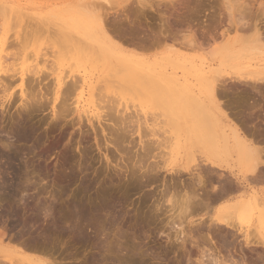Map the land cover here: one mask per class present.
Here are the masks:
<instances>
[{
  "label": "bare ground",
  "instance_id": "obj_1",
  "mask_svg": "<svg viewBox=\"0 0 264 264\" xmlns=\"http://www.w3.org/2000/svg\"><path fill=\"white\" fill-rule=\"evenodd\" d=\"M203 1L59 2L55 10L38 15L55 18L62 24L66 17L72 22L70 27H65L70 32L58 35L62 43H56L61 40L56 37L58 40L55 39L54 51H51L53 60L45 58L49 65L28 62L39 56V49L23 45L28 39L24 38L22 44L20 41L22 46L15 43L11 49L14 41L8 46L11 37L7 41L9 33H2L9 17L3 21L4 25L0 26L3 28L0 29V109L2 113L8 112L19 102L27 117L10 118L7 140L10 137L16 143L0 138V159L6 161L0 168V190L5 195H2L5 198L0 195V218L3 219L0 222V264H68L66 257L71 252L66 254L68 245L65 243L76 247L75 252L80 249L92 252L89 257L81 255L83 259L88 258L83 262L79 260L80 264H144V257L158 263L167 261L170 255L173 258L168 259V264H264V0ZM11 8L0 0V17H7V13L13 11ZM151 15L160 19L157 25L150 24ZM20 17L16 18L18 22ZM202 17L205 23H200ZM55 24L57 28L61 26ZM182 29L189 32L187 38L181 39ZM40 35L36 33L33 44L40 41ZM32 39L35 40L33 36ZM184 40L191 48L205 42L217 45L199 67L187 62V65L180 64L178 52L173 53V48L172 54L161 60L157 55L137 53L150 52L167 42L182 45ZM30 65L36 70L32 78L23 70ZM175 66L187 74L193 72L196 80L190 81L185 73L178 74ZM47 68L50 71L47 76L53 79L39 80ZM131 95L136 97L133 102L154 103L157 111L155 107L149 111L142 109L138 115V112H129L127 107L123 109L122 104L130 100L126 96ZM47 107L51 114L50 127L44 132L45 136H41L46 137L56 129L62 133L77 129V143L92 141L106 168L118 169L119 174L131 182L137 181L143 188L152 185L161 188L146 194V199H151L152 203L146 212L142 210L144 214H140L141 201L140 210L132 211L133 222L129 219L138 230L146 227L153 237L157 236L152 239L151 249H147L150 253H143L142 246H138L134 248L135 253L131 249L133 254L125 249L132 254H125L128 257L114 255L117 247L112 250L114 256L109 254L110 239L104 237L109 231L106 234L103 226H112L117 218L111 214L104 189L102 195H97L100 200L94 202L95 205L79 203L82 198L78 204L74 203L76 198L73 203L71 199L63 203V199L62 203L53 204L56 196L45 189L48 184L40 178L34 164L18 162L19 155L24 153L22 142L24 145L33 139L41 142L39 129L29 120L28 111H45ZM91 107H98L97 112ZM148 119L152 120L151 124ZM161 125L164 127L160 128ZM158 131L163 134L167 131L173 138L165 135L167 138L161 139L156 135ZM174 131L179 136H175ZM134 137L138 138L141 154L132 150L137 143ZM173 140L183 142V155L175 168L167 169L163 166L170 154H165L164 150L168 151L175 144ZM72 155L68 158H73ZM75 179L76 173H71L70 169L67 175L57 176L59 182L69 184ZM31 190L36 191V197L27 201L25 192ZM40 191L46 193L50 203L39 197ZM30 202L35 210L28 214ZM141 235L137 237L142 238ZM159 236H164L165 241L159 242ZM137 237L135 239L140 241ZM63 243L65 252L58 250V244ZM113 243L112 246H117ZM81 256L78 255L80 259Z\"/></svg>",
  "mask_w": 264,
  "mask_h": 264
},
{
  "label": "rangeland",
  "instance_id": "obj_2",
  "mask_svg": "<svg viewBox=\"0 0 264 264\" xmlns=\"http://www.w3.org/2000/svg\"><path fill=\"white\" fill-rule=\"evenodd\" d=\"M2 1H5L6 2V4H8L9 6H11V7H13V8H11L13 11H10V12H6L8 15H7V17H6V15H4V16H2V18L0 17V26L2 27L3 25H2V23H3V21L5 22L6 21V19L9 17V19H8V21H11V23L10 22H8L7 21V23H9V25H7V23L5 24V26L7 27H5V26H3L4 27V29H3V34H7V33H9V34H7L6 35V40L8 41V37L10 38L9 40L10 41H8V46L10 45L11 46V44H12V42H13V44L12 45H14V46H11L10 48L12 49V48H14L15 47V45L16 44H18L19 46L24 42V38L27 40V41H25L26 43L27 42H29V43H25L24 42V44L23 45H28V46H25V47H28L29 49H34V48H37V49H39V56H38V59L37 60H32L31 58L29 59V61L28 62H41V63H39V64H44V63H46L47 65H49L50 64V62H47L48 60H53L52 59V53H51V51H54L53 50V47L55 46V41L56 40H58V39H61V38H58V35H59V33H61V32H63V33H66V32H70V31H68V30H66V25H67V27H70L71 25H72V22H69V20H71V19H69V18H67L66 17V19H65V23L64 24H62L60 21H57L55 18L53 19V20H51V19H46V18H44L43 16H41V17H43V19H41V17H38V15H39V13H40V15L41 14H44V13H47L48 11H51V10H55V6L57 5V3H59V2H61V3H66V2H69V1H74V0H2ZM85 1H88V0H85ZM203 1V0H202ZM205 1H207V0H205ZM221 1V0H220ZM204 2V1H203ZM17 9V10H16ZM49 9V10H48ZM17 11V12H16ZM14 12H16V13H14ZM35 12H37V13H35ZM5 13V14H6ZM13 15L14 16V20H13V16H10V15ZM31 14L33 15V16H31ZM35 14V15H34ZM2 15V13H0V16ZM37 15V16H36ZM39 15V16H40ZM16 16V17H15ZM18 16H21L20 18H18L20 21L18 22L17 20H16V18L18 17ZM151 16H153V18H150V20H149V22H150V24H154V25H157L158 23H159V21H160V19L158 18V16L156 17V16H154V15H151ZM4 17V18H3ZM35 17H37V19H35ZM12 18V19H11ZM3 19V20H2ZM5 19V20H4ZM69 19V20H68ZM204 20H205V18L204 17H202V18H200V23L201 22H203V23H205L204 22ZM56 21V22H55ZM13 22V23H12ZM55 23H59V24H61V26L60 27H63L64 29H62V30H59V28H57V26H55L56 24ZM67 23V24H66ZM11 24V25H10ZM145 26V25H144ZM195 28H196V26H194ZM8 29V32L6 31ZM61 29V28H60ZM6 32H5V31ZM39 35V33H41V35L40 36H42V38L39 36V39H40V41L38 40V42H36V44H33V42H32V40L33 41H36V33ZM65 31V32H64ZM34 32V35L32 34ZM71 32H73V31H71ZM197 32H199L198 33V35L200 34V29L199 30H197ZM11 33V34H10ZM13 33V34H12ZM16 33V34H15ZM18 34H19V36H18ZM24 34H25V37H24ZM29 36H28V35ZM43 34V35H42ZM189 32L188 31H186L185 29H182V31H181V35H180V37H181V39H184V37H188L189 35ZM12 35V36H11ZM29 37H27V36ZM182 35H183V37H182ZM21 36V39L20 38H18V37H20ZM32 36L35 38V40L34 39H32ZM13 37V38H12ZM27 37V38H26ZM56 37L58 38V39H56ZM19 40V42H18V40ZM37 38H38V36H37ZM13 39V40H12ZM23 39V40H22ZM56 39V40H55ZM31 42H30V41ZM180 40V39H179ZM12 41V42H11ZM20 41H22L21 42V44H20ZM61 41V43L63 42L62 41V39L61 40H58L56 43H59ZM218 41H220V40H218ZM9 42H10V44H9ZM16 43V44H15ZM35 43V42H34ZM60 43V44H61ZM81 43V42H80ZM182 43L184 44H182V45H180V44H173V43H171V42H167V43H165V44H160L159 46H156V47H154L150 52H147V53H142L141 51H137V53L139 54V55H147V56H152V55H154V56H156L159 60H161V57L163 58V57H166V56H168V55H171L172 54V52H171V50H173V53H174V51L176 50L177 52H178V55H179V57H178V59H179V61L181 62H179L180 64H183L184 63V65H187V64H192L193 66H196V67H199V65L200 64H202L203 62H204V59H206V57L209 55V54H207L214 46L216 47V45H217V43L216 44H214V45H212L211 43L212 42H208L209 43V45L208 44H206L207 42H205V43H203L200 47L198 46V48H197V46H196V48L194 47H188V45H186V41L184 40V41H182ZM5 44H7V42H5ZM31 44L34 46H32L31 47ZM54 44V45H53ZM58 45V46H61V45ZM83 44V43H82ZM173 44V45H172ZM1 45V44H0ZM36 45L38 46V47H36ZM63 45V44H62ZM81 45V44H80ZM22 46V45H21ZM24 47V46H23ZM63 47V46H62ZM188 47V48H187ZM202 47V48H201ZM9 48V49H10ZM18 48V47H17ZM64 48V47H63ZM173 48V49H172ZM191 48V49H190ZM58 49V48H57ZM126 49H128V48H126ZM214 50V49H213ZM163 52V53H162ZM211 52V51H210ZM57 52L55 51V54H56ZM44 54H46L44 57H43V55ZM213 54V53H212ZM209 56H211V55H209ZM212 57H213V55H212ZM211 57V58H212ZM45 58H47L48 60H46ZM210 58V59H211ZM208 59H209V57H208ZM207 59V60H208ZM12 60V59H11ZM11 60H9L10 62H13V61H11ZM203 60V61H202ZM8 61V62H9ZM185 61V62H184ZM21 61H19V62H17L18 63V67H20L21 66V64H19ZM187 62V64H185ZM202 62V63H201ZM205 62H207V61H205ZM178 63V64H179ZM20 65V66H19ZM188 67H189V65H188ZM65 68H67V67H65ZM64 69V68H63ZM23 70H24V73L26 74V76L27 77H30V78H32V75H33V73L36 71L35 70V67L33 66V65H30V66H27V67H25V68H23ZM67 70V69H66ZM66 70H62V73H64V72H66ZM174 70H176V72L178 73V74H180V75H184L183 73H185V75L186 76H188L189 77V79H190V81H195L196 80V77H194V75H193V72H189V73H191V74H187L186 72H182V71H184V69H182L181 67H177V66H175V69ZM48 73H50V71H48V68H47V71H43V74H45L44 76L42 75V76H40V79L39 80H41V79H43V80H49L50 79V81H51V79H53L52 78V76H47V74ZM190 75H192V77L190 76ZM17 90V89H16ZM126 97H128V98H130V100L129 99H126V104L124 105V104H122V108L124 109V107H127V109L129 110V112L131 111L132 113L135 111L136 113L138 112V115L140 114L139 112H141V111H139V110H142V109H145V110H148L149 111V109H153L154 107H155V110H156V106H155V104L154 103H149V102H147V101H140L141 103H139L138 101H136V102H133L134 100H136V99H134L133 100V98H136L134 95H131V96H126ZM132 98V99H131ZM158 106V105H157ZM161 108V107H160ZM91 109H94V112L96 111L97 112V110H98V107L96 108V107H91ZM97 109V110H96ZM158 109V108H157ZM28 110H30V109H28ZM154 110V109H153ZM157 111V110H156ZM158 113V112H157ZM28 114H29V120L31 121V123L35 126V127H38V132H37V134L40 136L39 137V140L41 141V142H38L37 140H35V141H30V142H27L25 145H24V142H22V144L23 145H21V147H22V149H23V155L21 154V155H19V159H18V162H19V160H20V162L22 161V163L23 162H28L29 161V163H33L34 164V167L36 168V170L37 171H39V175H41L40 176V178H43L44 180H45V182H47V186L45 187V189L46 190H49V191H51V194H55V196H56V199H57V201L55 202V203H53V204H59V203H62V201H63V199H64V201H63V203H67V202H69V199H71L70 200V203L72 202L73 203V201L75 200V198H76V201L74 202V203H77L78 204V201L79 200H81L80 198H82V201H79V203H81V204H83V205H89V204H93V205H95L96 204V202H99V200H100V195H102L101 194V191L103 190L104 192L103 193H105L106 194V192H107V194H108V196H106V198H108V201H107V203L109 204L110 203V205H109V207H110V211H111V214H113L114 216H115V218H117V220H113V222H115L114 224H110V225H112V226H110V227H108L109 226V224H107L106 225V227L107 228H110V229H108L107 230V228H104L105 226H103V229H104V231L106 232V234H107V232H108V234L109 233H111V234H107V236L104 234V232H103V234H104V237H109V238H107V239H110V241H108V245H110V248L112 247V249H111V252H109V254H111V255H113V253L115 252V254L114 255H117V257H123V256H125V254H127L128 253V251L129 250H131V249H133V252H134V248H138V246H139V248L141 247V250L143 251V253H150V251L149 250H147L148 248L149 249H151V246H152V239L153 238H156V237H153L151 234H150V232L149 231H147L148 230V228H146V227H142V228H140V230H138L139 229V227L137 228V227H135L133 224L134 223H132L133 222V216H134V212H132L133 210L134 211H136V210H138L139 208L138 207H140V214H144L143 212H146V210L148 209V206H150L151 205V203H152V200L150 199H146L148 196H146V194H149L150 192H157V191H159L161 188H158V189H156V187L154 188L153 187V185L151 186V187H146L145 188V186H144V188L142 187V185L141 184H139L137 181H136V183L135 182H131L130 181V179H128V178H126V177H124V176H122L121 175V173L119 174V172H118V169L116 170V169H114L113 167H111L110 166V168L108 169V168H106V165H105V162H103V160H101V154L100 153H98L97 151H96V148H95V144L92 142V141H90L89 143H85V142H81V143H77L78 142V138H79V135H78V133H77V129H76V127H75V129H76V133L75 132H73L71 129H70V131L69 132H65V133H62L61 131V133L59 132V130L58 129H56L55 130V132H53V133H49V135H47L46 137H43V136H41V135H44L45 136V134H44V132L46 131V130H48V128L50 127V121H51V114H50V108L49 107H47L46 108V110L45 111H40V112H34V111H28ZM156 114V113H155ZM159 114V113H158ZM21 115V116H20ZM157 115V114H156ZM21 117V118H24V117H22V116H25V117H27L26 116V112H25V110H23L22 111V109H21V105H20V103L19 102H16L15 103V105L13 106V107H11V109L8 111V112H5V113H2L1 112V109H0V138L1 139H3L4 141L6 140V142H14V143H16L15 142V140H13L12 138H10L9 137V140H7L8 139V136H7V133L9 132V125H10V122L9 121H12L10 118L11 117H13V119H21V118H17V117ZM10 119V120H9ZM161 120V119H160ZM141 121H144L143 119L141 120ZM148 122L151 124L152 123V120L151 119H148ZM158 122H159V120H158ZM12 124V123H11ZM143 126V125H142ZM164 127V125H161V126H159L160 128L161 127ZM144 127V126H143ZM86 128H87V126H86ZM5 130V131H4ZM4 132V133H3ZM172 132V131H171ZM67 133V134H66ZM69 133H71V135H69ZM73 133V134H72ZM157 133V132H156ZM159 133V134H158ZM158 133L156 134V135H158L157 137H159V138H164V136L165 135H167L168 133H167V131L165 132L166 134H163L162 132L160 133L159 131H158ZM170 133V132H169ZM41 134V135H40ZM61 134V135H60ZM62 134L64 135V134H66L65 136H64V138L62 137ZM172 135H173V132L171 133ZM174 134H175V136H179V133L177 134V132L176 131H174ZM169 138H170V136L171 135H167ZM167 136H165V138H167ZM42 137V139H40ZM173 137L171 136V139H172ZM176 137H174V139H175ZM11 139V140H10ZM70 140L72 141V143L70 142ZM37 141V142H36ZM76 141V142H75ZM134 141L136 142L137 141V143H136V146H135V143H134V146L136 147V149L140 146L139 144H138V138L137 137H134ZM34 143V144H33ZM173 143H175L174 145H172V144H169L170 146L172 145V147H170L169 149H167L168 151H165L164 150V152H167V153H165V154H170L167 158H169V159H167L166 158V155L164 154V152H163V156H165V158L168 160L167 161V163L165 164V165H167L166 167H165V165L163 166V164H161L164 168H167V169H172V168H175L176 166H177V164L181 161V156L183 155V152H182V150H181V148H182V144H183V142H179V143H177L175 140H173ZM178 145H179V147H178ZM169 147V146H168ZM167 147V148H168ZM141 148V146L136 150L135 148H133L132 150L134 151H136V152H138L139 151V154H141L140 153V149ZM71 149H73V150H71ZM87 151V150H89V151H87V153L86 152H84V151ZM70 152V153H69ZM72 152V153H71ZM84 152V153H83ZM173 152V153H172ZM179 152V153H178ZM86 153V154H85ZM157 152H154V154H156ZM70 154V155H69ZM74 156H73V155ZM83 154V155H82ZM115 154V153H114ZM71 155L73 156V158H71V159H69L70 157H71ZM197 155V154H196ZM100 156V157H99ZM178 156V157H177ZM69 157V158H68ZM174 159H173V158ZM67 158V159H66ZM164 158V157H163ZM177 158V159H176ZM115 159H118L117 158V155H116V157H115ZM24 160V161H23ZM27 160V161H26ZM31 161V162H30ZM101 161V162H100ZM164 160L162 159V163H164L163 162ZM165 162H166V160H165ZM173 162H174V164H173ZM80 163V164H79ZM104 163V164H103ZM5 164H6V161L4 160V159H0V168H3L4 166H5ZM82 165H83V167H82ZM105 165V166H104ZM169 165V166H168ZM65 166H66V168H65ZM171 166V167H170ZM43 167V168H42ZM45 167V168H44ZM77 167H78V169H77ZM79 167H80V169H79ZM86 167V168H85ZM169 167V168H168ZM65 169V171H63ZM69 169H70V172L72 173H76V179H75V183L73 184V183H71V184H69V183H67V182H59L58 180H57V176L58 175H62V174H68L69 173ZM76 169V170H75ZM82 169V170H81ZM86 171H85V170ZM67 170V171H66ZM78 170V171H77ZM79 170H81V171H79ZM82 171H84L83 173H82ZM68 172V173H67ZM102 173V174H101ZM43 175V176H42ZM80 175V176H79ZM165 174H162V177H167L168 175H165ZM120 176V177H119ZM7 177L10 179L11 178V176L10 175H8L7 174ZM100 177V178H99ZM123 177V178H122ZM121 178V179H120ZM184 178H187V177H185L184 176ZM99 179V180H98ZM166 179H169V177H167ZM88 180V181H87ZM78 182V184H76L77 182ZM84 181V182H83ZM129 181V182H128ZM90 182V183H89ZM91 182H92V185H91ZM94 182V183H93ZM0 183H1V181H0ZM87 183V184H86ZM100 183V184H99ZM111 183V184H110ZM138 183V184H137ZM63 184V185H62ZM109 186H108V185ZM135 184V185H134ZM76 185V186H75ZM90 185V186H89ZM111 185V186H110ZM129 185V186H128ZM132 185V186H131ZM137 185V186H136ZM141 185V186H140ZM52 186V187H51ZM81 186H83V187H81ZM102 186V187H101ZM104 186V187H103ZM105 186H107V187H105ZM91 187V188H90ZM111 189H110V188ZM139 189H138V188ZM100 188V189H99ZM107 190H106V189ZM114 190H113V189ZM141 188V189H140ZM80 189V190H79ZM83 189V190H82ZM134 189H136V190H134ZM155 189V190H154ZM79 190V191H78ZM84 191V192H82V191ZM90 190V191H89ZM127 190V191H126ZM150 190H152V191H150ZM154 190V191H153ZM73 191V192H72ZM97 191V192H96ZM124 191H125V193H124ZM30 194H29V193ZM28 192H25V195H26V200L27 201H31L33 198L32 197H36V191H34V190H31V191H28ZM80 192V193H79ZM109 192V193H108ZM3 193V190H0V195H1V197L2 198H5V197H3L2 195H4V194H2ZM43 193H45V192H39V197H44L43 199L45 200V198H46V201L48 202V203H50L51 202V199H49L47 196H46V193L43 195ZM72 193V194H71ZM74 193V194H73ZM96 193V194H95ZM113 193H114V195H113ZM27 194L29 195V196H27ZM32 194V195H31ZM68 194V195H67ZM98 194H100L99 196H97ZM106 194V195H107ZM110 194H112V195H110ZM125 194V195H124ZM42 195V196H41ZM61 195H62V197H61ZM5 196V195H4ZM31 196V197H30ZM58 196V197H57ZM74 196V197H73ZM113 196V197H112ZM146 196V197H145ZM159 196V193L157 194V197ZM0 197V198H1ZM59 197H60V199H59ZM66 197V198H65ZM72 197V198H71ZM96 197H97V200H96ZM99 197V198H98ZM143 197V198H142ZM30 198V199H29ZM87 200H86V199ZM89 198V199H88ZM141 198V199H140ZM73 199V200H72ZM99 199V200H98ZM111 199V200H110ZM65 200H67V201H65ZM107 200V199H106ZM139 200V201H138ZM147 200V201H146ZM61 201V202H60ZM89 201H90V203H89ZM142 201V202H141ZM12 202V201H11ZM94 202H95V204H94ZM140 202H141V204H140ZM150 202V203H149ZM31 204H32V206L34 207V205H33V203H28V207H27V211H28V214H30V213H32V212H34V210H35V208L34 209H32L33 207L31 206ZM98 204V203H97ZM113 204V205H112ZM140 204V206H138ZM165 204V203H164ZM11 205L12 206H14L12 203H11ZM166 205V206H165ZM164 206H165V208H167L168 206H167V204H165ZM5 206V205H4ZM144 207V208H143ZM6 208H8L7 207V204H6ZM138 208V209H137ZM147 208V209H146ZM142 210H143V212H142ZM145 210V211H144ZM114 211V212H113ZM133 214V215H132ZM113 216V217H114ZM123 216H124V218H123ZM119 217V218H118ZM131 217H132V219H131ZM103 218H107V217H103ZM129 219L132 221V222H130L129 221ZM1 220H3L2 218H0V222H1ZM10 221V220H9ZM112 222V223H113ZM130 222V223H129ZM129 223V224H128ZM103 225H104V223H103ZM129 225H131V226H129ZM133 227H135V228H133ZM121 230H120V229ZM106 229V230H105ZM134 229V230H133ZM144 229V230H143ZM137 230L139 231V232H137ZM118 231V232H117ZM123 233H122V232ZM136 233H135V232ZM144 232H145V234L147 233V235L149 234V238L147 237V235L145 236H143V235H141V233L142 234H144ZM116 234V235H115ZM118 234V235H117ZM122 234V235H121ZM137 234L140 236H142V238L141 237H137ZM138 238V239H140V241L139 240H137V239H135L136 237ZM151 236H152V238H151ZM116 237V238H115ZM122 239H121V238ZM161 236H159V239H157V240H159V242L160 241H165L164 239V236H162L161 238H160ZM163 239V240H162ZM111 240H112V243H113V241L115 242V244L114 245H117V246H112V243H111ZM154 240V239H153ZM110 242V243H109ZM117 243V244H116ZM123 243V244H122ZM120 244H121V246H122V248H124L123 250H122V248H121V246H120ZM161 245H162V242L160 243ZM164 245H165V242L163 243ZM61 245L62 244H58V250H63V252H65L64 250V243H63V245H62V247H61ZM66 245H68L67 247H66V254L68 255V253L67 252H71L70 253V255H71V257H70V255H69V257L67 258L66 256V259H64V260H61V257H59V259L62 261V262H66L67 261V263L69 264V262L72 264V262H71V258L73 257H75L76 255H77V257H75L74 258V260H72L73 261V263L74 264H76V263H78V264H80V262H79V260L81 261V262H83V261H85L88 257H89V255L92 253V252H90V250H84V249H80V250H84V251H78V252H75V250L73 249V248H75L76 250H77V248L76 247H72L71 245V247L69 246V243H65V246ZM119 245V246H118ZM164 245H162V246H164ZM59 246L61 247V248H59ZM114 247L116 248H120L121 249V251L119 250V249H115V251H112V250H114ZM143 248V249H142ZM125 249H129L127 252L125 251ZM119 250V251H118ZM147 250V251H146ZM74 251V252H73ZM86 251V252H85ZM146 251V252H145ZM81 252V254H78V253H80ZM83 252V253H82ZM90 252V253H89ZM117 252H120V253H117ZM158 252V251H157ZM72 253H77L75 256H74V254H72ZM117 253V254H116ZM129 253H132V250L131 251H129ZM128 253V254H129ZM135 253V252H134ZM65 254V255H66ZM124 254V255H123ZM133 254V253H132ZM132 254H129L130 256L132 255ZM73 255V256H72ZM78 255H84V257H86V255L88 256L87 258H85V259H83V257L81 256V259H80V257H78ZM113 255V256H114ZM143 255H146V254H143ZM127 256V255H126ZM125 256V257H126ZM112 257V256H111ZM116 256H115V259L117 260L118 258H117ZM128 257V256H127ZM77 258H79V259H77ZM112 258H114V257H112ZM145 258V260H144V264H168L167 263V261H168V259H172L173 258V255H170L169 257H167L166 259H167V261L165 260V261H159L158 263H157V261H156V263L152 260L151 261V259L149 260V258L148 257H144ZM59 259H57V261L59 260ZM70 261H69V260ZM75 259H77V262H75L76 260ZM122 258H120V260H121ZM165 259V258H164ZM66 260V261H65ZM119 260V259H118ZM205 260V259H204ZM69 261V262H68Z\"/></svg>",
  "mask_w": 264,
  "mask_h": 264
}]
</instances>
